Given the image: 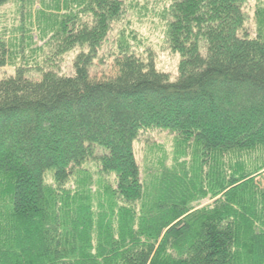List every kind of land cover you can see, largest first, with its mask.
<instances>
[{
    "label": "trees",
    "instance_id": "1",
    "mask_svg": "<svg viewBox=\"0 0 264 264\" xmlns=\"http://www.w3.org/2000/svg\"><path fill=\"white\" fill-rule=\"evenodd\" d=\"M156 1L174 78L124 29L91 74L130 0H0L20 48L33 24L53 60L78 50L0 80V264H264V22L251 37L245 0ZM154 131L171 143L140 165Z\"/></svg>",
    "mask_w": 264,
    "mask_h": 264
},
{
    "label": "rangeland",
    "instance_id": "2",
    "mask_svg": "<svg viewBox=\"0 0 264 264\" xmlns=\"http://www.w3.org/2000/svg\"><path fill=\"white\" fill-rule=\"evenodd\" d=\"M130 1L128 12H125L123 17L117 22L111 24V31L107 37L106 46L101 51V54H104V63L97 61L91 70V74L95 75L102 71L110 72L112 70L111 60L107 58V53L110 52L108 50L112 48L113 45L111 44L118 32L124 29L128 39L132 42L131 44L137 43V37L142 42V44L139 43V51L150 50L155 62V68L159 72L167 73L170 78H174L177 73L179 57L167 48L164 41L166 23L163 20L164 14L162 10L167 6V3L164 2L163 4L156 0ZM35 7L37 8L38 6L35 5ZM242 8L245 28L250 36L254 37L258 24H261L262 21L264 22V19L261 20L260 16V12H264V0H245ZM20 18L17 13V7L6 5L0 8V38L6 42L5 44L9 49L2 57L4 64L0 66V80L13 76L15 68L25 64V61H29L28 64L31 69L27 72V77L32 80H39L41 73L45 71L67 72L70 68L71 60L78 50H71L59 61L53 60L52 54L55 52L56 45L53 42L51 43L50 40L45 41L46 39L42 40L37 37V30L33 24H25L18 27L24 35L22 48H20L17 45L20 44L19 40L13 43L14 38L7 33L9 27L24 24ZM259 20L261 21L258 22ZM10 40H12V43H10ZM172 137L166 131L142 134L138 141L134 142L138 163L140 165L142 163L143 148L147 147V144L154 147L161 146L165 149L169 147ZM261 181L264 184V176Z\"/></svg>",
    "mask_w": 264,
    "mask_h": 264
},
{
    "label": "bare ground",
    "instance_id": "3",
    "mask_svg": "<svg viewBox=\"0 0 264 264\" xmlns=\"http://www.w3.org/2000/svg\"><path fill=\"white\" fill-rule=\"evenodd\" d=\"M192 143V142H191Z\"/></svg>",
    "mask_w": 264,
    "mask_h": 264
}]
</instances>
